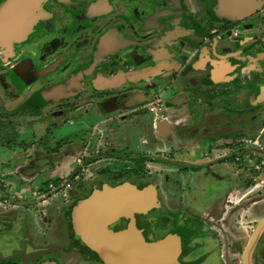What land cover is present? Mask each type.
Returning a JSON list of instances; mask_svg holds the SVG:
<instances>
[{
    "label": "flooded vegetation",
    "instance_id": "af4514ba",
    "mask_svg": "<svg viewBox=\"0 0 264 264\" xmlns=\"http://www.w3.org/2000/svg\"><path fill=\"white\" fill-rule=\"evenodd\" d=\"M220 1L0 0V8L6 13L18 12L15 29L0 27V128L6 121L3 114L16 115L22 121L36 115L64 119L70 114V123L75 115L81 114L89 119L103 118L101 126L107 136V132L129 125L132 117L135 120L159 117L156 132L163 138L164 134L169 136V128L173 126L165 124L162 118L173 115L176 118L172 120L179 123L188 116L186 108L198 101L206 103L204 125L213 131L198 137L199 142H207L209 147L200 159H206L207 166L236 163L234 175L217 180L222 185L217 182L197 186V178L204 171L202 162L195 160L192 164L185 148L168 149L158 141L160 146L165 145L163 155L166 164L174 166L175 177L172 184L168 177L164 178L161 205L155 191L156 206L134 215V223L147 241L168 233L179 236L178 260L182 264H242L248 225L237 172L245 168L243 160L253 161L264 154L256 149L252 153L255 144L264 147L262 138L254 139L258 134L264 135V5L238 17L220 13ZM125 77L128 84L119 86ZM242 90L249 93L246 101L238 100ZM178 95L184 99L179 100ZM7 101L15 106L8 109ZM150 104L154 105L153 111L149 110ZM170 107L175 112L164 117L158 115ZM254 118L257 136L245 132ZM246 139L251 146H245ZM80 141V146L73 143L77 147L75 152L67 154L73 157L62 165L67 166L65 174L59 168L56 175L50 170V180L62 181L56 191L48 190L49 179L40 185V192L46 193L44 202L40 201L42 223L59 217L49 204L50 196L59 194V201L52 200L57 202L55 210L61 212L60 207L67 201L64 189L73 188L71 181L77 182L79 188V195L71 200L74 205L104 185L130 183L137 189L152 185L145 180L150 172L144 160L138 158L131 166L123 160L108 164L104 160L107 158H103L100 170L90 175L92 181H83L82 167L92 165L89 157L93 154V140ZM108 141L99 144L93 154L95 160L99 161L103 152H115L112 146L106 147ZM68 143L66 140L60 148L44 152L38 151L31 140L24 147L18 146L16 154L15 150L7 149L4 153L27 164L35 160L36 163L25 168L36 169V174H40L49 171L52 158L58 157L61 162L64 155L60 153ZM211 147L225 151L212 159ZM132 166L143 167L141 177L128 173ZM251 174L261 191L264 186ZM197 200L202 206L196 204ZM68 207L69 204L63 212ZM129 221L128 217H120L109 228L124 229ZM254 244L248 264H259L255 262V254L252 259ZM83 254L95 264H107L88 251ZM211 256L214 263L209 261Z\"/></svg>",
    "mask_w": 264,
    "mask_h": 264
},
{
    "label": "rangeland",
    "instance_id": "374dc122",
    "mask_svg": "<svg viewBox=\"0 0 264 264\" xmlns=\"http://www.w3.org/2000/svg\"><path fill=\"white\" fill-rule=\"evenodd\" d=\"M261 5H264V0ZM4 12H6V10H2V8H0V15ZM216 16H218V18L221 17L219 15ZM127 81L128 80L125 77L119 86L128 84ZM247 95H249L247 90L240 92V99L238 98V100L246 101ZM178 97H181L178 98L179 100L184 99L182 98V95H178ZM14 106L15 103L6 102V107L8 109ZM247 106H249V104ZM186 110L188 111V116H185L179 121V123H176V120H172L176 118L173 115L162 118L164 119L165 124H171L173 126V128H169V136L166 137V134H164L165 136L163 138H159V134L156 132L157 123L161 120L159 117L156 119H142L139 117L137 120L132 117V121L129 125L120 129H115L114 131H109V133L107 132V136H105L106 129L101 126L103 118L96 117L95 119H89L88 115L85 117L80 114L75 115V117H73V122L70 123V114L69 117L65 116L64 119L54 116L51 117V115H36L30 117L32 119L28 118V121H25V119L23 121L21 119L17 120L16 115L3 114L6 116V121H3L4 125L0 128V145L7 142V144H9V148H7L6 143H4L3 147L0 146V173L6 174L7 176L4 178H6V181L8 179L11 182L10 186L8 185L7 187L9 193L11 195H20L23 197V199L17 200L26 201L25 204L21 202V205H27L28 208L31 209L30 215L34 217L33 222L30 224L27 219L14 221L15 215H22L24 213L21 212L22 214H20L19 211L14 209L7 211L10 212L9 214L0 216V219L2 220H12L10 222L8 220L11 225H8V222L5 224L4 220H0V259L15 262L10 264H37L38 260H40L41 264H95V261H91L93 259H89V256L85 254L82 255L84 252L83 248L72 239V233H74V231L73 224L71 222L73 218L71 211L74 204L71 200L74 199V196L79 195L77 182L75 183L74 181H71L73 188L71 187L69 191H67L69 188L66 190L64 189L65 194H67V197H65L67 201L65 202L64 207H60L61 212L55 210L57 209V202L52 200L53 197L50 199L49 204L51 207H55L53 210L55 213L57 212L59 217L57 219H53V221L42 223L44 220V214L40 211L41 200L36 198L35 192H32V190L36 188V185H41L49 178L51 172L50 169L48 172L37 174L36 177L31 180H22L20 177L22 174L20 175V172L23 173L26 166H32L33 163H36V161L33 160L28 164L20 162L19 158L15 156L6 157L2 154L3 150L7 149L11 152L15 150L14 154H16L18 153V146L24 147V143H29L31 140H34L35 146L38 147L37 150L41 151L44 149L45 152V150L48 151L49 149L60 148L65 144L66 140H68L70 144L68 143L66 149L60 153V155H64L61 162L59 163L60 159L58 157L54 158V160L52 158L51 160V162L54 161V165L52 167H57L58 165L60 171L65 174L67 166L64 165L65 167L63 166L62 168V165L65 161L68 162L72 159L71 157H73L70 156V154H67L74 153L77 149L76 146H73V143L80 146V139H87L89 141L93 140V143H91L93 146H91V152L95 154L99 144L105 145L106 141L110 140L108 141V145L106 147L110 148L112 146L115 152L109 153L111 152L110 150L107 153L103 152L99 161L95 160L93 157L94 155L91 153L92 155L89 158L90 161H92V165L82 167L85 171H82L83 169L81 170V179L85 182H87V179L92 181V177L90 175H94V172H98V170H100L102 166L100 164L103 162V158H107L104 160L105 163L108 164L114 161L123 160L124 162H121L127 166L133 165L135 158L143 159L147 166V170L150 172L147 174L145 180L153 185V189L155 187L154 192L156 191L157 200L161 205L164 199V178L168 177L170 181L169 184H172V180L175 177L174 166L172 164H166V158L163 155L165 145L168 149L185 148L186 151L184 152L187 154V159L189 162H192V164L195 160L198 163L202 162L204 171L197 178V186H207L217 183V180L222 177H231L234 175L236 169V163L233 164V162L218 165L211 164L207 166V160L203 158L200 159L203 153H208L209 147H207V142H199L198 137L204 134H210L213 131L209 128L206 129V126L204 125L205 121L203 116L207 113L208 107L206 106V103L198 101L190 108H186ZM216 111L218 113L223 112V110ZM171 112L175 111L174 108L170 107L163 110V112H159L158 115L160 117H164ZM176 113L179 114L180 111H177ZM171 116H173V118H171ZM251 120L252 121L250 122L249 127L245 129V132L257 136L256 118ZM53 122L54 124H51ZM167 125L164 129L165 131L167 130ZM25 129L28 130L26 131ZM102 136H105L106 140L105 138H102ZM259 138L264 140V135L258 134V136L254 139L257 140ZM98 140L99 143L94 142ZM248 140L249 139L245 140V146H251V142ZM158 141L165 145L160 146ZM219 142L221 143L223 141ZM104 150L106 149L104 148ZM187 150L189 152H187ZM211 150L212 151L209 152V158L212 159L215 158L218 153H220L219 156H222L225 151V149H223V151L222 148L217 149L214 147H211ZM219 150L222 151L219 152ZM126 153L130 155L127 157ZM123 154L125 156H123ZM86 160L87 159L83 161L82 166H84V162ZM55 161L59 164H56ZM243 161L245 162V168L243 170L241 169L237 173H239L238 175L240 179H238L241 184V193L244 198L243 200H245L243 203L246 207L248 225L246 237L249 239L250 229L255 226L260 216L264 213V187L260 189L261 191H259V186L255 185L252 181V171L250 170L252 162L248 159ZM15 169L17 174L14 172ZM260 177H263V174H260ZM59 181L60 180H54L52 183L59 186V184L62 183V181ZM218 184L222 185V182H218ZM4 195L7 199H9L8 206H11V202L14 199H12L10 195ZM236 196V198L242 197L241 195ZM54 200L59 201L58 198H55ZM62 201L64 202V200ZM15 203L18 202L15 201ZM68 204L70 207L67 208L66 212H63L64 208ZM196 204L198 206H202V202L199 200L196 201ZM1 205L6 207L3 204ZM2 212L5 213L6 211L3 209ZM155 212L160 213V210ZM50 213L51 212L46 213V217ZM22 216L24 217V215ZM25 227L28 230L25 229ZM148 235L150 236L151 234L148 233ZM252 250V259H254L253 254H255V262L264 264V227L260 231ZM209 261L214 263V257L211 256Z\"/></svg>",
    "mask_w": 264,
    "mask_h": 264
},
{
    "label": "water",
    "instance_id": "95a60500",
    "mask_svg": "<svg viewBox=\"0 0 264 264\" xmlns=\"http://www.w3.org/2000/svg\"><path fill=\"white\" fill-rule=\"evenodd\" d=\"M263 0H221L219 12L247 16L259 8ZM16 11L0 15V27L15 29ZM152 185L137 189L133 184L104 185L101 190L77 202L71 211L73 231L81 234L107 264H182L178 260L181 250L179 236L168 233L156 240L147 241L134 223L136 213L156 206ZM130 219L127 227L111 230L109 226L120 217ZM264 227V216L256 223L242 254V264H248L249 251Z\"/></svg>",
    "mask_w": 264,
    "mask_h": 264
},
{
    "label": "crops",
    "instance_id": "0c3cea01",
    "mask_svg": "<svg viewBox=\"0 0 264 264\" xmlns=\"http://www.w3.org/2000/svg\"><path fill=\"white\" fill-rule=\"evenodd\" d=\"M256 148H254V150H252V153H255V152H257L256 150H255ZM2 154H4L5 156H7L6 155V153H4V150H3V152H2ZM51 162V161H50ZM37 164H41V163H37ZM54 164L51 162V163H49V169L52 171V173H53V175H56L57 173H58V168L59 167H52ZM33 168H37V167H33ZM36 169H27V168H24V171H23V173H21L20 172V177L22 178V180H25V181H28V180H31V179H33V178H35L36 177V171H35ZM14 172H16V169H15V171ZM16 174H17V172H16ZM0 175L3 177L2 179L6 182V184L7 185H9L10 186V184H11V182L7 179V181H6V178H4L5 176H7L6 174H3V173H0ZM52 175V174H51ZM49 180L51 179V178H48ZM42 188V186H40V185H36V188L35 189H33L32 190V192H36L37 190H39L40 191V189ZM0 198H3V196H4V194L1 192L0 193ZM58 195L59 194H56V193H54V194H51V196H50V198H52L53 197V199H55L54 197H57L58 198ZM15 201L16 202H18V203H15ZM12 202H14V203H12ZM11 202V206H6V207H4V206H2L1 205V202H0V216H2V215H5V214H9L10 212H7V211H11L12 209H14V210H17V211H19V213L20 214H22L21 212H24L22 215H24V217L22 216V215H15V220L14 221H18L19 219H27L28 221H29V224L30 223H32L33 222V217L34 216H32V215H30V211H31V209L30 208H28V206L27 205H21L22 203H26V201L24 202V201H19V200H16V199H14L13 201ZM22 202V203H21ZM46 207V206H45ZM6 211L5 213L4 212H2L3 211V209ZM27 212V213H26ZM262 216H264V213L260 216V218L262 217ZM259 218V219H260ZM0 220H2V219H0ZM4 220V219H3ZM2 220V221H3ZM8 220H9V222L10 221H12L11 219H5L4 220V223L6 224L7 222H8ZM8 222V225H11L10 223ZM256 225V224H255ZM26 226V225H25ZM255 227V226H254ZM254 227H253V229H254ZM25 229H27L26 227H25ZM253 231V230H252ZM252 233V232H251ZM259 235V234H258ZM250 236H251V234H250ZM250 236H249V238H250ZM258 237V236H257ZM257 237H256V239H257ZM256 239H255V241H256ZM249 240V239H248ZM254 241V242H255ZM254 244V243H253Z\"/></svg>",
    "mask_w": 264,
    "mask_h": 264
},
{
    "label": "built area",
    "instance_id": "2783aa9c",
    "mask_svg": "<svg viewBox=\"0 0 264 264\" xmlns=\"http://www.w3.org/2000/svg\"><path fill=\"white\" fill-rule=\"evenodd\" d=\"M154 109V105L150 104L149 105V110L153 111ZM254 148H256V150L258 152H264V147L261 144H255ZM252 163V167H250V170L252 171V173H254L255 175V179L258 181L259 184H261L262 186H264V154L261 155L258 159H255L253 161H251ZM260 174H263V177H260ZM3 177L0 175V193L2 192L3 194L6 195H10L12 199H23V197H21L20 195H11L7 189L8 185L3 181L2 179ZM56 185H54L52 182L48 185V190L49 191H56ZM60 188H63V186H61ZM36 198L40 199L41 202H44L45 197H46V193L45 192H40V191H36L35 192ZM0 202L1 204L8 206L9 205V199H7V197H5V195L3 196V198H0Z\"/></svg>",
    "mask_w": 264,
    "mask_h": 264
},
{
    "label": "trees",
    "instance_id": "16d2710c",
    "mask_svg": "<svg viewBox=\"0 0 264 264\" xmlns=\"http://www.w3.org/2000/svg\"><path fill=\"white\" fill-rule=\"evenodd\" d=\"M247 137H249V135H247ZM115 168V166H113ZM143 167H137L135 168L134 166H132L131 169L128 170V173L130 175H134V176H138V177H141V175L143 174ZM125 175V174H124ZM73 177V176H72ZM72 179V178H71ZM57 181V180H60V178H55L53 180H48L47 182L49 181ZM46 182V183H47ZM60 182V181H59ZM56 183V182H54ZM142 187V185L139 187V189ZM79 202V201H78ZM77 203V202H76ZM74 238H75V241L78 245L82 246L84 248L85 251H88L90 254H92L96 259H98L99 261H102L104 262L100 257L99 255L94 251V249L84 240V238L81 236V234L79 235H73ZM40 260H38L37 264H39ZM10 263H15V262H11L10 260H2L0 259V264H10Z\"/></svg>",
    "mask_w": 264,
    "mask_h": 264
}]
</instances>
